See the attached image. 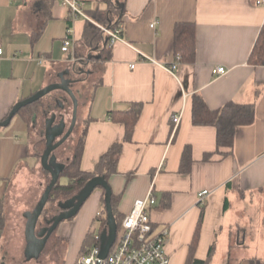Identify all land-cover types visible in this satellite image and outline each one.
I'll list each match as a JSON object with an SVG mask.
<instances>
[{
	"label": "crops",
	"instance_id": "0c3cea01",
	"mask_svg": "<svg viewBox=\"0 0 264 264\" xmlns=\"http://www.w3.org/2000/svg\"><path fill=\"white\" fill-rule=\"evenodd\" d=\"M256 1L77 0L84 16L73 17L62 0H0V121L19 101L58 81V73L75 61L78 69L89 71L71 75L81 79L72 89L80 105L78 124H86L79 167L93 172L109 147L123 141L116 172L107 179L112 209L120 219L151 189L154 232L169 229V264H200L189 261L207 260L211 247V258L204 264H232L229 258L222 262L219 249L234 245V231L245 235L238 239L243 258L237 264H264V65L249 61L264 26V4ZM100 11L106 19L99 22L95 15ZM89 21L101 29L104 39L102 27L120 31L122 40L112 45L108 41L106 60L98 61V46L90 47L83 39ZM177 23L193 26V62L174 52ZM67 29L72 44L65 53L61 46ZM99 63V69L91 67ZM173 63L176 69L170 73L164 65ZM217 66L226 72L214 74ZM56 92L38 105L49 111L60 101L64 107ZM195 96L210 110L230 103L253 108L252 122L235 128L231 148L217 146L216 127L192 123ZM130 103L143 106L127 141L125 125L112 120L111 112L127 110ZM175 114H180L176 127ZM45 130L44 120V141ZM35 134L17 114L0 127V207L28 171L43 177L40 186L50 180L35 150L40 139ZM58 181L66 184L69 179L60 175ZM204 190L208 194L200 201L198 194ZM105 218L104 190L97 187L77 214L55 230L56 264H75L94 223L98 230L93 233L101 234ZM198 224V241L192 248ZM1 237L0 264H6ZM64 239L70 247H64Z\"/></svg>",
	"mask_w": 264,
	"mask_h": 264
},
{
	"label": "trees",
	"instance_id": "16d2710c",
	"mask_svg": "<svg viewBox=\"0 0 264 264\" xmlns=\"http://www.w3.org/2000/svg\"><path fill=\"white\" fill-rule=\"evenodd\" d=\"M124 2V0H121ZM105 12L100 11L95 15L96 20L104 21L106 18ZM174 52L180 59L185 62H193L195 58V48H194V29L192 25L177 23L174 28ZM103 32L101 29L91 23L90 21L86 23L83 39L89 44L90 47L95 48L98 46L99 57L97 60H106L108 57L109 44L108 40L104 39L102 36ZM99 58V59H98ZM251 64L264 65V26L262 27L258 38L254 44L252 52L249 57ZM40 99L34 103L23 106L17 111V115L21 116L27 124L31 123L33 109L37 107ZM142 103H130L127 110L112 111L111 119L115 121L122 122L125 125L126 131L124 140H130L135 123L141 113ZM253 120V108L249 105L240 104H226L218 110H210L204 103V101L199 97L195 96L192 104V123L194 125H212L217 129V146L232 147L233 137L235 128L238 125L249 124ZM86 133V124H83L82 135L78 141L77 146L73 150L71 160L69 162H64L65 166L61 171L60 175L66 176L69 182L66 184H60L59 181L55 184L52 189L49 199L46 203L51 204L60 198H69L72 195L80 191L84 185L95 176H103L107 181L108 177L116 172L117 161L121 152L123 141L113 143L109 149L100 157L97 162L93 172L81 171L79 164L81 161V155L83 151L84 139ZM208 158V156H206ZM114 199L111 197V206L113 207ZM45 205V206H46ZM113 214L117 221V227L120 225L121 220L119 215L115 212ZM103 220L102 223L105 224ZM0 226H1V211H0ZM199 224L195 230L191 241V247L194 248L198 241ZM93 231L89 232L85 244L81 249L83 254L86 248L92 244L93 241ZM59 239L55 236V231L48 238L44 253L49 252L57 246ZM212 247L210 248L207 260L189 261L191 263L204 264L211 258Z\"/></svg>",
	"mask_w": 264,
	"mask_h": 264
},
{
	"label": "water",
	"instance_id": "95a60500",
	"mask_svg": "<svg viewBox=\"0 0 264 264\" xmlns=\"http://www.w3.org/2000/svg\"><path fill=\"white\" fill-rule=\"evenodd\" d=\"M69 60H71V56L69 57ZM79 62L80 61H78V63ZM81 72H85V74L87 75L89 74V71H85L82 68L78 69L76 62L72 61L70 67L63 69L58 73V81L49 83L33 95L19 101L10 110L7 117L4 120L0 121V127L8 125L12 117L20 108L34 103L41 97L48 95L54 91H61L65 93L70 98L72 103L71 120L68 126L63 114H60L58 123H55L57 119V115L55 112L51 113V115L46 117L45 119V148L40 155V164L44 170L49 172L50 180L45 186L34 208L24 213V216L26 218L24 230L26 245L24 249V256L26 260L37 259L43 253L48 238L57 229L58 225L62 221L75 216L86 199L97 187H101L104 190V206L106 212V223L101 232V257H105L107 255L110 246L115 240L117 221L115 219L111 206V189L103 176L93 177L76 194L72 195L69 198L58 200L56 202L58 212L51 217H45V225L39 227V220L49 199L50 193L57 183L60 173L65 166L63 162L58 161L54 151L68 139V137L73 132L77 122L79 102L75 92L72 89V86L76 82L81 81V79L72 78L71 75H78L81 74ZM57 106L59 109L63 108V105L60 101H57Z\"/></svg>",
	"mask_w": 264,
	"mask_h": 264
},
{
	"label": "rangeland",
	"instance_id": "374dc122",
	"mask_svg": "<svg viewBox=\"0 0 264 264\" xmlns=\"http://www.w3.org/2000/svg\"><path fill=\"white\" fill-rule=\"evenodd\" d=\"M67 53V52H65ZM101 63L98 65H91V67H97L99 69ZM98 71V70H97ZM60 95V98L64 99V107L63 109L57 108L54 104H51V108L49 111H45V105L37 106L33 109V114L31 115L32 120L29 124L33 129V132H36L35 136L39 137V141L36 144V152L40 156L45 148V141L43 139L44 136V120L46 116H49L51 112H55L57 115V119H59L60 114H63L65 121L69 124L71 120V113H72V103L70 98L63 92H56L54 95ZM48 97L45 95L40 98L41 103L43 99ZM80 106V105H79ZM78 106V107H79ZM47 108V107H46ZM79 109L77 113V122L75 128L68 139L63 142L55 151V155L57 156L58 160L61 162H69L71 160L73 150L78 144V141L82 135L83 127H81L79 122ZM35 120V121H33ZM69 158V159H68ZM40 179L43 177L37 174L36 171H28L25 176L20 178L16 182V184L9 189L6 193L3 203L1 204L0 211H1V226H0V235L1 243H2V252L4 253V260L6 264H56L58 261L56 260L54 250H50L47 253H42V255L35 261L27 262L24 259V246H25V238H24V228L26 219L23 218L22 214L25 211L32 210L34 205L38 201L40 195L42 194L45 186L48 184L49 179L47 178L45 182H43L42 186H40ZM61 199V198H60ZM65 199V198H62ZM59 200V199H58ZM57 200V201H58ZM54 201L51 204H47L43 210V213L40 218V226L45 225L44 218L51 217L52 215L58 212V208L56 206V202ZM259 203H262V199H259ZM98 224L94 223L92 227V231L98 230ZM227 226L228 222H227ZM231 227H235L231 225ZM229 228V227H228ZM233 238L236 241L234 245L226 248L220 247L219 253L222 257V262L226 261V258L232 260V264H237L239 258H243V256H239V252H241L242 245L239 242V238H245L244 234H238L237 231L233 232ZM64 247H70L69 239L63 240ZM58 246V244H57ZM55 246V247H57ZM54 247V248H55ZM69 250V248H68ZM53 252V253H52ZM231 253V256L228 255ZM227 255V256H226Z\"/></svg>",
	"mask_w": 264,
	"mask_h": 264
},
{
	"label": "built area",
	"instance_id": "2783aa9c",
	"mask_svg": "<svg viewBox=\"0 0 264 264\" xmlns=\"http://www.w3.org/2000/svg\"><path fill=\"white\" fill-rule=\"evenodd\" d=\"M62 3L71 11L73 17L84 16L80 4L77 0H62ZM257 4H264V0H257ZM153 27L154 24H151ZM107 34L109 44L122 40L118 29H108L102 27ZM71 29H67L63 38L61 50L69 52L72 44ZM2 50L0 49V55ZM131 64L130 67H133ZM170 73H174L176 63L164 65ZM214 74H223L226 72L224 66L213 68ZM180 114L172 117L174 127L179 124ZM208 194L204 190L198 194L200 201ZM155 203L151 189L145 197L138 198L133 202L131 210L123 217L120 225L117 227L116 236L113 244L110 246L105 257L100 256L101 234L93 233V241L86 248L83 254H80L75 264H169V255L165 251V241L169 229L165 227L162 231L155 233L153 223L150 219V211Z\"/></svg>",
	"mask_w": 264,
	"mask_h": 264
},
{
	"label": "flooded vegetation",
	"instance_id": "af4514ba",
	"mask_svg": "<svg viewBox=\"0 0 264 264\" xmlns=\"http://www.w3.org/2000/svg\"><path fill=\"white\" fill-rule=\"evenodd\" d=\"M90 61H94V57L90 55L89 57Z\"/></svg>",
	"mask_w": 264,
	"mask_h": 264
}]
</instances>
